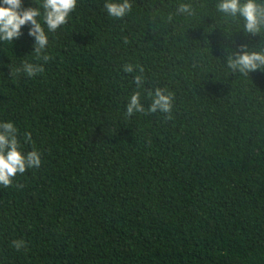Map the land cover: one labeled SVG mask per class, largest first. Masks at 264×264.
I'll return each instance as SVG.
<instances>
[{
	"label": "trees",
	"instance_id": "trees-1",
	"mask_svg": "<svg viewBox=\"0 0 264 264\" xmlns=\"http://www.w3.org/2000/svg\"><path fill=\"white\" fill-rule=\"evenodd\" d=\"M106 2L77 0L55 32L38 17L40 59L30 24L0 41V123L41 156L0 185V264H264V71L226 61L264 35L220 0H129L121 19ZM128 63L144 69L139 89ZM156 88L174 96L171 119L148 112ZM134 91L145 112L128 117Z\"/></svg>",
	"mask_w": 264,
	"mask_h": 264
},
{
	"label": "clouds",
	"instance_id": "clouds-1",
	"mask_svg": "<svg viewBox=\"0 0 264 264\" xmlns=\"http://www.w3.org/2000/svg\"><path fill=\"white\" fill-rule=\"evenodd\" d=\"M77 7V0H42L39 7H22V0H0V41L12 42L21 35V28L26 24H30L28 35L34 37V53L37 59L41 58V53L48 45V36L45 33L38 17L43 16V20L49 32H55L60 26L67 23L70 13ZM41 8L43 13H41ZM107 14L115 19L125 17L131 10L132 4L129 0H107L104 5ZM217 10L226 16L237 17L243 19V30L245 33L253 35H264V4H259L256 0H220L216 5ZM178 14L193 15V6L190 3H181L176 9ZM172 19L171 16L168 17ZM124 43L128 40L125 38ZM241 52L229 54L227 56V67L233 73H240L248 76L250 72L260 69L264 71V47L259 51L245 50L246 46H240ZM49 55H43L42 59L47 62L51 59ZM139 69L138 75L134 77V83L137 89L141 88L144 83L143 67L131 63L123 66L125 73H133L135 69ZM23 71L28 76H35L44 72L42 65L24 62ZM17 72L20 69L16 70ZM12 72V71H11ZM148 95L152 97V102L148 108L149 113L167 114L166 119L172 118V109L174 96L171 92L164 89L156 88L149 91ZM140 91H134L126 105L125 115L131 117L134 113H144L145 108L141 104ZM17 128L12 122L0 123V185L7 188L12 185L13 178L17 174L25 173L26 169L39 168L41 165L40 153L32 150L23 153L20 142L17 138ZM25 141H31V133L24 134ZM22 187V185H17ZM17 250L25 247L23 240H13L12 245Z\"/></svg>",
	"mask_w": 264,
	"mask_h": 264
}]
</instances>
